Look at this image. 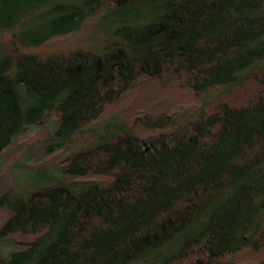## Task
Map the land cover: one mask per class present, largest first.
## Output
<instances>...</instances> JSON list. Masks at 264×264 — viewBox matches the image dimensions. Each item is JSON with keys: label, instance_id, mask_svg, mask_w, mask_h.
<instances>
[{"label": "trees", "instance_id": "16d2710c", "mask_svg": "<svg viewBox=\"0 0 264 264\" xmlns=\"http://www.w3.org/2000/svg\"><path fill=\"white\" fill-rule=\"evenodd\" d=\"M92 19L113 24L102 49L19 52L29 23L41 43ZM6 29L0 153L50 116L60 145L135 101L61 162L81 190L0 194V264H264V0H0Z\"/></svg>", "mask_w": 264, "mask_h": 264}, {"label": "rangeland", "instance_id": "374dc122", "mask_svg": "<svg viewBox=\"0 0 264 264\" xmlns=\"http://www.w3.org/2000/svg\"><path fill=\"white\" fill-rule=\"evenodd\" d=\"M112 28L113 24L107 20L92 19L85 21L79 29L67 35L36 43L34 40L44 33L45 27H41L39 23H29L20 33L27 45H17L21 53L35 54L44 58L80 49L98 50L105 46V40ZM13 32V29L2 30L0 33L1 48H7L8 41L11 46L13 45ZM218 92V88H210L204 97L205 99L211 98ZM133 95L134 93L131 94L132 97ZM126 97V95L123 96L109 106L101 120L94 121L90 123L91 126L88 125L87 128L78 130L60 145L58 143L62 139L55 133L57 127L55 115L50 116L45 123L31 127L29 132L14 138L11 144L0 153V194L8 192L5 196L8 198L11 193L26 194L40 185L50 183V181H64L73 190H81L84 182L91 177L80 176L71 179L60 173V164L74 152L126 128L128 123H131L133 114L128 108L135 99ZM189 114L194 115L192 106L183 109L180 112V117L184 118L186 115L187 118ZM4 214V209L0 208V221L5 219ZM4 248L1 247L2 250Z\"/></svg>", "mask_w": 264, "mask_h": 264}]
</instances>
